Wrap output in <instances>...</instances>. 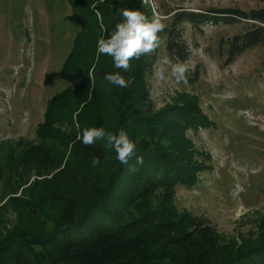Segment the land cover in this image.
I'll use <instances>...</instances> for the list:
<instances>
[{"label": "rangeland", "instance_id": "374dc122", "mask_svg": "<svg viewBox=\"0 0 264 264\" xmlns=\"http://www.w3.org/2000/svg\"><path fill=\"white\" fill-rule=\"evenodd\" d=\"M138 1L141 13L147 9L149 19L160 17L165 24L160 47L144 54L151 64L142 76L143 110L155 117L183 105L199 115L180 123L192 160L203 168L194 186L175 188L174 205L210 226L219 253L254 247L264 241V48H249L230 60L229 41L249 24H185L180 30L190 52L184 61L188 84L157 82L155 71L169 57L165 29L177 12H246L264 8V0ZM72 10L68 0H0V236L37 234L47 218L28 216L22 203L34 200L60 173L79 134L78 111L71 113L69 106L78 99L82 79L72 69L62 77L71 52L87 40ZM84 54L80 50L74 57L73 67L81 66ZM91 71L90 66L89 76ZM59 95L63 99L49 118L50 101Z\"/></svg>", "mask_w": 264, "mask_h": 264}, {"label": "trees", "instance_id": "16d2710c", "mask_svg": "<svg viewBox=\"0 0 264 264\" xmlns=\"http://www.w3.org/2000/svg\"><path fill=\"white\" fill-rule=\"evenodd\" d=\"M68 2L73 9L71 19L80 23L87 38L80 49L85 52L81 66L73 67V59L80 53L77 46L62 70V77L72 69L82 79L78 99L69 106L71 113L78 111L79 134L86 128L102 127L114 134L123 129L135 142L136 155L143 157V163L137 164L133 156L121 164L106 139H97L92 145L74 140L60 173L52 176L34 200L22 203L28 216H45L47 221L37 234L11 231L0 236V264H264V241L245 250L219 253L210 226L174 205L175 188L194 186L203 168L192 160L189 143L183 138L185 125L180 123L197 120L199 115L175 105L155 117L148 116L142 106L145 93L141 85L151 64L148 56L131 59L125 71L114 67L111 56L97 52L98 39H107L115 25L123 22L124 9L139 11V1ZM141 10L147 16V9ZM209 22L249 24L244 33L229 41L230 60L249 48H264V8L181 11L165 29L169 57L176 62L189 57L181 25L201 28ZM117 72L127 87L104 79ZM196 78L197 74L193 80ZM67 93L64 95L70 96ZM62 97L50 101L49 118L54 103ZM93 157L100 160L95 167Z\"/></svg>", "mask_w": 264, "mask_h": 264}, {"label": "clouds", "instance_id": "9594fccd", "mask_svg": "<svg viewBox=\"0 0 264 264\" xmlns=\"http://www.w3.org/2000/svg\"><path fill=\"white\" fill-rule=\"evenodd\" d=\"M123 22L117 23L114 30L107 39L101 37L97 42V52L111 56L114 67L127 71L130 67V60L139 59L141 55L151 54L160 47V37L158 33L163 31L165 24L160 17L149 19L140 11L124 9L122 11ZM161 65L155 71L157 82H165L174 79L176 84H188L186 73L188 66L184 62H173L169 57L165 56L160 61ZM90 78V77H89ZM104 79L110 84L118 87H127L125 78L117 73L106 74ZM155 100L156 95L150 96ZM91 99V97H89ZM97 139H106L109 147L113 148L116 153V159L121 164H127L128 161L135 156L136 163L142 164L143 157L136 155V144L129 139L127 133L121 129L118 134L106 133L101 128H86L82 135L78 134L77 140H82L84 145H92ZM98 157L91 160L92 166L99 165ZM135 171L134 168L130 169Z\"/></svg>", "mask_w": 264, "mask_h": 264}]
</instances>
